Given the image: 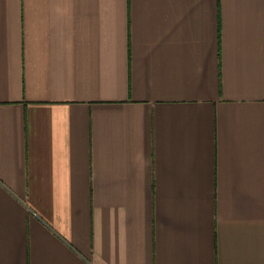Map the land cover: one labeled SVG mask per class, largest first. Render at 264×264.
<instances>
[{
	"label": "crops",
	"instance_id": "obj_1",
	"mask_svg": "<svg viewBox=\"0 0 264 264\" xmlns=\"http://www.w3.org/2000/svg\"><path fill=\"white\" fill-rule=\"evenodd\" d=\"M0 264H264V0H0Z\"/></svg>",
	"mask_w": 264,
	"mask_h": 264
}]
</instances>
